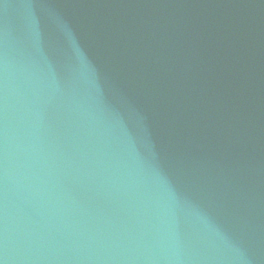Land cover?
Wrapping results in <instances>:
<instances>
[{
	"label": "water",
	"instance_id": "1",
	"mask_svg": "<svg viewBox=\"0 0 264 264\" xmlns=\"http://www.w3.org/2000/svg\"><path fill=\"white\" fill-rule=\"evenodd\" d=\"M0 264H264V0H0Z\"/></svg>",
	"mask_w": 264,
	"mask_h": 264
}]
</instances>
